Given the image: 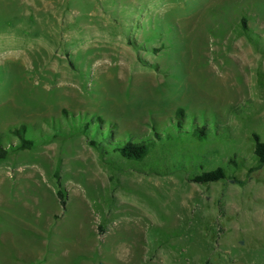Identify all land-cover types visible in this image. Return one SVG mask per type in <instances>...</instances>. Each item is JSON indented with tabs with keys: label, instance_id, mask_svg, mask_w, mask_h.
Segmentation results:
<instances>
[{
	"label": "rangeland",
	"instance_id": "rangeland-1",
	"mask_svg": "<svg viewBox=\"0 0 264 264\" xmlns=\"http://www.w3.org/2000/svg\"><path fill=\"white\" fill-rule=\"evenodd\" d=\"M23 127L0 264H264V0H0V147Z\"/></svg>",
	"mask_w": 264,
	"mask_h": 264
},
{
	"label": "trees",
	"instance_id": "trees-1",
	"mask_svg": "<svg viewBox=\"0 0 264 264\" xmlns=\"http://www.w3.org/2000/svg\"><path fill=\"white\" fill-rule=\"evenodd\" d=\"M246 21L243 19V24L245 25ZM183 116V111L179 110L177 113V117L180 120ZM197 133L199 137H205V128H198ZM15 135L20 140V144L12 147L10 150L2 149L0 147V162L4 160L10 152L17 150H29L32 149L36 141L34 139H28L25 135V128H21L15 132ZM255 148L254 153L258 158L259 167L264 166V143L261 142L260 138L255 135ZM94 143V142H93ZM95 144V143H94ZM102 149V150H101ZM151 144L146 141L137 142L132 140L131 138H125L124 140L117 141L116 146L113 148L114 153H117L124 159L132 160V161H142L144 158L148 156L150 153ZM103 151V148H100ZM228 179L226 171L224 168H217L212 171L204 172L199 176H196L194 181L199 184H209L220 181H225ZM232 183L241 184L237 180H233Z\"/></svg>",
	"mask_w": 264,
	"mask_h": 264
}]
</instances>
